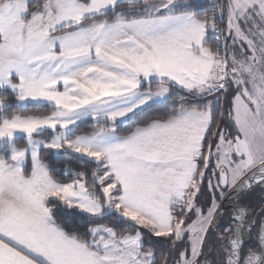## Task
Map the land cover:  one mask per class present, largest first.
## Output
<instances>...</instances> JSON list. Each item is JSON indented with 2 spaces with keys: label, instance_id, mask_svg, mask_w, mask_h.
I'll list each match as a JSON object with an SVG mask.
<instances>
[{
  "label": "snow or ice",
  "instance_id": "6c2138e0",
  "mask_svg": "<svg viewBox=\"0 0 264 264\" xmlns=\"http://www.w3.org/2000/svg\"><path fill=\"white\" fill-rule=\"evenodd\" d=\"M0 264H264V0H0Z\"/></svg>",
  "mask_w": 264,
  "mask_h": 264
},
{
  "label": "flooded vegetation",
  "instance_id": "af4514ba",
  "mask_svg": "<svg viewBox=\"0 0 264 264\" xmlns=\"http://www.w3.org/2000/svg\"><path fill=\"white\" fill-rule=\"evenodd\" d=\"M259 197H260V192H259V189H257L255 192H250V193L242 195L239 198V200L241 203L246 204L250 210H254L258 212L259 211ZM220 223L222 225L223 221H221Z\"/></svg>",
  "mask_w": 264,
  "mask_h": 264
},
{
  "label": "trees",
  "instance_id": "16d2710c",
  "mask_svg": "<svg viewBox=\"0 0 264 264\" xmlns=\"http://www.w3.org/2000/svg\"><path fill=\"white\" fill-rule=\"evenodd\" d=\"M85 128H89V129H90V125H88V124H85Z\"/></svg>",
  "mask_w": 264,
  "mask_h": 264
}]
</instances>
